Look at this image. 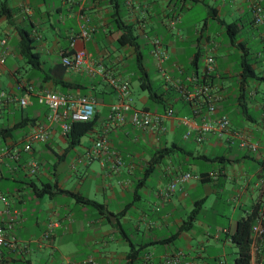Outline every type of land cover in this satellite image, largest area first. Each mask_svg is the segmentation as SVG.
Instances as JSON below:
<instances>
[{"label": "crops", "instance_id": "obj_1", "mask_svg": "<svg viewBox=\"0 0 264 264\" xmlns=\"http://www.w3.org/2000/svg\"><path fill=\"white\" fill-rule=\"evenodd\" d=\"M4 1L18 9L11 17L0 14V55L4 54L0 63V123L13 126L26 120L28 124L14 137L0 139V194L19 213L10 233L28 247L13 251L3 246L0 263L51 264L48 255L58 251L69 264H166L169 258L175 259L170 264H236L237 246L231 235L239 219L248 220L257 201L264 210V24L253 23L251 9L258 2L264 7V0ZM209 6L216 10L211 15ZM195 9L204 16L184 26L186 11ZM227 18L238 22L240 28L233 42L224 27V22H231ZM122 22L132 26L137 42L139 37L145 39L148 61L159 74L158 83L177 88V82L186 85L187 78L196 74L221 95L218 112L228 116L231 130H244L261 148L245 151L236 138L219 139L214 133L202 141L193 136L185 140L186 126L174 117L167 118L157 132L137 129L128 121L119 124L108 120L109 106L116 100L109 76L126 80L131 95L134 80L142 89L135 70L138 54L143 61L140 43L138 47L119 44L118 25ZM83 23L90 27L87 38L80 35ZM22 28L30 30L39 54L38 68H31L17 51ZM155 29L164 33L166 41ZM243 33L253 42L261 41V49L253 50ZM225 34L228 42L224 43ZM155 37L159 39L157 46L153 44ZM240 46L250 52L252 67L261 76V81L248 80L246 111L236 101ZM73 49L86 52L87 62L80 69H69L61 61L62 54ZM209 55L214 57V68L204 74ZM8 56L13 59L11 65L6 64ZM130 60H134L133 69ZM21 83L35 91L90 96L94 100V127L75 146L53 126L47 140L34 141L32 150H22L18 160L2 154L5 146L20 147L32 125L46 122L47 106L35 94L18 88ZM20 98L26 99L25 105L19 104ZM140 100L141 107L162 111L161 106L148 103V94ZM134 105L139 107L136 102ZM239 113L245 124L231 118ZM179 133L180 142L175 140ZM100 139L107 148L92 151ZM173 143L180 146L178 151L153 163L159 150ZM111 151L121 158L115 170L108 158ZM31 158L38 162L33 175L27 166ZM151 163L152 172L142 181ZM187 171L198 178H190L171 196L163 197L162 188ZM47 182L57 183L58 188L41 193L40 187ZM82 199L95 200L101 208ZM194 208L198 212L184 228ZM51 220L57 221V226L48 240H42ZM254 223L255 218L252 227ZM250 254L249 264H264V236L252 238Z\"/></svg>", "mask_w": 264, "mask_h": 264}, {"label": "built area", "instance_id": "obj_2", "mask_svg": "<svg viewBox=\"0 0 264 264\" xmlns=\"http://www.w3.org/2000/svg\"><path fill=\"white\" fill-rule=\"evenodd\" d=\"M29 8H27L28 10ZM253 23L256 25L264 24V7L258 3L252 7ZM80 35L83 38L90 36V27L85 23L81 25ZM4 44V40L1 41ZM153 44L157 46L159 39L155 37ZM71 47L74 48V39L71 41ZM4 62V54L0 55V63ZM87 62V55L83 49H73L62 54V63L69 69H80ZM214 68V57L209 55L205 58L203 69L204 74H209ZM109 84L116 91V100L109 106L108 120L115 123H124L128 121L133 127L149 132H157L162 129L167 118L174 117L180 123L186 126L183 139L188 140L192 136L196 141H202L210 133H214L219 139L236 138L238 146L245 151H257L261 148L258 141L250 138L244 130H231L230 121L225 113L218 112V106L221 102V95L215 92L209 84L203 81L196 74L187 78L188 85L177 82V89L183 99L191 107V115H178L170 107L162 111H152L145 107H136L134 105L131 88L126 80L119 77L109 76ZM18 88L25 89L29 94L33 93L40 103H44L48 108L45 123L34 124L29 131L25 133L22 145L20 147L1 148L2 154L9 156L14 160L19 159L20 152L31 151L34 141H45L49 137V132L53 126H58L63 136L70 130L73 121H87L94 115V100L87 95H74L61 93L54 90H37L33 86L19 84ZM20 105L26 104L25 98L19 99ZM107 146L102 139L97 140L92 151L106 149ZM264 148V146H263ZM91 155L90 153L88 154ZM110 167L115 170L121 165L120 156L111 151L108 153ZM28 172L33 175L38 169V162L31 158L28 163ZM190 178H198L191 172H183L170 180L162 188L161 195L168 198L173 192ZM2 205L0 206V261L3 246H8L11 250L16 251L18 248L28 247L27 242H19L12 232L15 224L19 220V213L11 209L5 197L0 194ZM57 221H49L42 233V240H48L52 234L53 228L57 226ZM264 228V210L260 207L257 210L255 223L252 227L251 238L261 236ZM39 245L42 244L40 241ZM175 259H165L166 264H170ZM1 264V263H0Z\"/></svg>", "mask_w": 264, "mask_h": 264}, {"label": "trees", "instance_id": "obj_3", "mask_svg": "<svg viewBox=\"0 0 264 264\" xmlns=\"http://www.w3.org/2000/svg\"><path fill=\"white\" fill-rule=\"evenodd\" d=\"M188 2H194L196 0H184ZM256 4V3H255ZM258 4L261 5L260 2ZM254 5V4H253ZM252 5V6H253ZM18 8L9 7L4 0H0V14L6 15L7 17H11L12 14L17 11ZM213 11H216L215 8L209 6V15ZM224 27L229 36L231 42L237 39V34L240 30L238 22H224ZM118 28L121 29V33L118 36V42L121 45H132L138 47L139 43L137 42V36L133 33L132 26L130 24L120 23ZM241 47V46H240ZM241 57L239 60L241 67V79L239 85L238 97L236 99L238 105L241 107L243 111H246V101H247V86L248 80L254 79L257 81H261V76L258 75L253 67H252V59L250 57V52L246 51L243 47H241ZM17 51L19 55H21L26 63L30 65L31 68H38L40 66L39 54L34 50L33 38L30 34V30L26 28L19 29V40L17 43ZM66 53V52H64ZM70 53V51H69ZM136 73L137 79L139 80V85L143 90L147 91L148 100L150 103L161 106L162 110L167 106L165 102L170 103L171 109L178 115H188L190 116L192 113L191 107L186 102L183 97L180 95L178 89L173 85H168L163 87V83H159L156 86L150 80V76L147 72L146 67L143 65L142 57L138 54L136 59ZM63 85L70 86V84L66 82H62ZM183 84V83H182ZM186 85L189 86V83ZM147 108V107H145ZM148 109V108H147ZM186 113V114H185ZM26 120L23 122H16L13 126H8L7 123H0V139H7L14 137L15 132L21 128L27 126ZM33 124V123H32ZM31 125V124H30ZM95 125V117L87 121H73L70 126L69 132L66 134V138L71 146H75L79 143L80 139ZM180 146L178 144L173 143L170 146H166L163 149L159 150V158L155 159L153 163L159 162L164 156L170 154L171 152H176ZM153 163L150 164L149 168L146 169L142 181L145 180L148 175L152 172ZM47 188H58L57 183H43L41 189V193L47 191ZM83 203L93 206L95 208H101V204L92 199H82ZM260 207V202H256L252 206V211L250 213V218L248 220L239 219L237 229L232 233L231 239L237 246V257L236 264H249L251 254V234H252V222L256 217L257 210ZM198 212V208L192 209L190 214L188 215L186 224L184 228H187L191 225L194 220L196 214ZM261 236H264V228ZM132 258V255H131Z\"/></svg>", "mask_w": 264, "mask_h": 264}, {"label": "rangeland", "instance_id": "obj_4", "mask_svg": "<svg viewBox=\"0 0 264 264\" xmlns=\"http://www.w3.org/2000/svg\"><path fill=\"white\" fill-rule=\"evenodd\" d=\"M200 6V5H199ZM197 8V7H196ZM198 10H200L199 9V7H198ZM198 10H194V11H186L187 12V14H186V16H185V18H184V21H185V24H184V26H187L188 24H190L191 22H193L195 19L197 20V19H199L198 18V16L200 15H202V16H204V13H202V12H200V11H198ZM55 20V18L53 17L52 18V21H54ZM232 19L231 18H227V21H231ZM209 21H212L211 19H209ZM215 23V22H214ZM197 25H202V21H199V24H197ZM199 26H197V27H199ZM160 29V28H159ZM155 32H157L160 36H161V38L164 40L165 38H164V33L163 32H159L157 29H155L154 30ZM242 36H244L245 38H248L249 39V43H251L250 44V47L253 49V50H258V49H261V41H255V42H253V40L250 38V35L248 34V33H243L242 34ZM251 40H252V42H251ZM165 41H166V39H165ZM224 43L225 42H228V40H227V37H226V34L225 35H223V40H222ZM138 42L140 43V47H141V52H142V54H143V64L144 65H146V67H147V69H148V72H149V76H150V78H151V80H152V83H153V85L154 86H156L157 84H159L158 82L160 81V80H158V73H156V71L154 70V68H153V66L149 63V61H148V50H147V43H146V41H145V39L144 38H142V37H139L138 38ZM52 59H54L55 60V57L53 56V55H51L50 56ZM56 61H59V59L57 58V60ZM61 61H62V58H61ZM12 62H13V59L11 58V56H8L7 58H6V64L7 65H11L12 64ZM130 62H131V67H130V69H133V64H134V60H130ZM21 63V65L22 64H24V60L23 61H21L20 62ZM187 69H189L188 67H187ZM165 71H168V69L166 68V69H164ZM21 71H24V66L22 65L21 66ZM128 71V70H127ZM159 78H161L160 76H159ZM133 88H132V98H133V102H136L137 103V105L139 106V107H141L142 106V102H141V97H143V96H147V92L146 91H144V90H142V89H140L139 88V86H138V83H137V81H133ZM252 84H250V86H251ZM261 85V84H260ZM164 86V85H163ZM6 87H7V85L6 84H4L3 85V88L4 89H6ZM148 103H149V101H148ZM248 111H251L250 109H248ZM231 118L233 119V121L236 123V122H238V121H240V123H242V124H245L246 122H245V120H244V116L241 114V113H239L238 115H236V114H231ZM86 137H83V139H85ZM175 140L176 141H178V142H180V133L179 134H177L176 136H175ZM50 159H52V158H50ZM154 178V177H153ZM60 253L58 252V251H53L52 253H51V255H48L49 256V258H50V263L51 264H69L70 263V260H67L66 258H61L60 256Z\"/></svg>", "mask_w": 264, "mask_h": 264}]
</instances>
